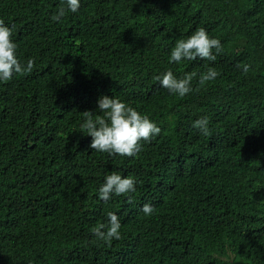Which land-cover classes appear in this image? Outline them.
Segmentation results:
<instances>
[{"label":"trees","instance_id":"1","mask_svg":"<svg viewBox=\"0 0 264 264\" xmlns=\"http://www.w3.org/2000/svg\"><path fill=\"white\" fill-rule=\"evenodd\" d=\"M61 5L0 0L18 59L35 60L0 82V264H264V0H80L54 22ZM201 27L223 45L216 61L171 64ZM209 67L220 75L200 86ZM168 70L195 72L193 91L153 79ZM105 95L161 129L134 157L89 147L82 112ZM113 172L136 191L101 200ZM109 212L110 245L91 231Z\"/></svg>","mask_w":264,"mask_h":264},{"label":"clouds","instance_id":"2","mask_svg":"<svg viewBox=\"0 0 264 264\" xmlns=\"http://www.w3.org/2000/svg\"><path fill=\"white\" fill-rule=\"evenodd\" d=\"M80 8V0H62L61 7L51 19L60 22L67 13H76ZM13 27L5 24L0 19V82L6 83L12 80L14 75L25 76L33 71L35 60L29 58L26 63H21L17 57V44L13 42ZM223 52V45L219 39L210 38L204 28H198L186 39H179L170 53L169 62L180 64L182 60L195 61L198 58L214 62L217 56ZM250 65H244L243 71L247 73ZM197 74L186 73L178 79L171 70L153 77L159 81L163 88L171 94L185 97L193 91L192 80ZM220 73L213 67L200 74L199 85L205 86L214 81ZM199 90V89H197ZM97 112L84 111L82 131L90 136L89 147L97 152L107 153L110 156L134 157L141 150V142L150 143L158 136L161 129L150 120L147 115L139 113L135 108L122 102L116 97L101 96L97 101ZM192 127L198 129L205 136L211 135L208 117H201L192 123ZM136 180L132 176L122 177L113 172L105 177L104 183L99 188V198L107 201L112 195L127 196L136 191ZM129 199V203H131ZM145 215H151L154 211L150 204H144L142 209ZM108 223L99 224L91 229L95 238L108 245L113 240L121 239V223L118 216L112 212L107 214Z\"/></svg>","mask_w":264,"mask_h":264}]
</instances>
